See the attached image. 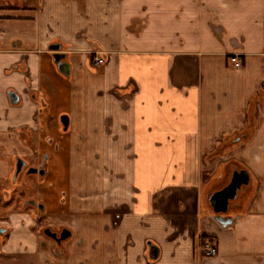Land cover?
<instances>
[{
	"label": "crops",
	"instance_id": "0c3cea01",
	"mask_svg": "<svg viewBox=\"0 0 264 264\" xmlns=\"http://www.w3.org/2000/svg\"><path fill=\"white\" fill-rule=\"evenodd\" d=\"M44 150L65 176L0 217V264H264V0H1L0 204L13 156ZM243 168L220 221L209 197Z\"/></svg>",
	"mask_w": 264,
	"mask_h": 264
},
{
	"label": "rangeland",
	"instance_id": "374dc122",
	"mask_svg": "<svg viewBox=\"0 0 264 264\" xmlns=\"http://www.w3.org/2000/svg\"><path fill=\"white\" fill-rule=\"evenodd\" d=\"M91 55L92 54L90 52V55H89L90 59H91ZM95 65H98V64H95ZM62 114H65V113H62ZM62 114L58 115L59 122H60V118H61ZM65 133H66V131H63L62 129H60L58 131V133L52 131L50 134V139H52V140L54 139L56 142H59V143L63 142V141H65V138H66ZM56 142H55V144H56ZM30 144H31V141H30ZM46 154H49V152L47 150H44L42 152V154L39 155L40 156L39 158H29V157H26L24 155H20V156L25 160L28 159V161L31 163L38 164L41 162L42 157H44ZM59 155H60V158L58 159V163L59 162L62 163L63 162V158H62L63 154L59 153ZM0 156H2V155L0 154ZM16 158H17L16 155H15V157L13 156V161H15L14 169L16 168ZM46 159H47L48 166H50L51 162H53V160L49 161L50 158H46ZM40 165L41 164H39L38 167ZM59 168H60V170H59V172H57L56 177L54 175H51L49 177H47V176L44 177V175L42 176L38 173H28L27 169L23 168L16 180H14L13 176H12V177H10V179L7 183L2 184L3 185V188H2L3 193L1 195V204H0V206H1V208H0L1 220L5 221V218L7 220L6 214L9 211H23V210H25V211H29V212L34 211L35 214H37L39 212V209L37 208L36 205L38 203H42L40 198H39V192H40L39 189H44L47 186V184L50 183L51 180H54L55 178H58V177L62 178L65 176V172L61 169V166H59ZM39 182H41L42 184L41 183L39 184ZM54 191H56V193L59 194L58 187H55ZM28 196H30V197H28ZM7 199H9V201H7ZM0 227H3V225ZM1 237H2V234H0V242L2 244L3 239ZM1 239H2V241H1Z\"/></svg>",
	"mask_w": 264,
	"mask_h": 264
},
{
	"label": "water",
	"instance_id": "95a60500",
	"mask_svg": "<svg viewBox=\"0 0 264 264\" xmlns=\"http://www.w3.org/2000/svg\"><path fill=\"white\" fill-rule=\"evenodd\" d=\"M49 48L57 50L56 52H54V59L58 63L59 69L66 75L70 74V64L67 61L63 60V58L65 57V53L59 51L61 49V43H51L49 45ZM9 94L12 102L17 103L19 101V96L16 92L11 90ZM61 121L64 125V128L67 129L69 126V116L67 114H63L61 116ZM24 165H25V160L21 157H18L16 160L14 177H16L19 174V172L22 170ZM37 171H39L41 174L45 173V169L43 166H41V168L30 167L27 170V172L29 173L37 172ZM249 182H250V173L246 168L235 170L233 172L230 182L210 195L209 197L210 203L213 207V210L218 214L217 219L223 221L224 218L220 214L223 212H227L229 210V204L231 200L236 198L238 190L242 187L243 184H248ZM39 206L41 208H44L43 204H39ZM4 230H5L4 228H0V232H3ZM45 231L54 238L57 237V234L55 232H52L49 228H47ZM66 231H67L66 233L63 232L61 237L62 239L66 238L67 236H70L71 232L67 229Z\"/></svg>",
	"mask_w": 264,
	"mask_h": 264
},
{
	"label": "built area",
	"instance_id": "2783aa9c",
	"mask_svg": "<svg viewBox=\"0 0 264 264\" xmlns=\"http://www.w3.org/2000/svg\"><path fill=\"white\" fill-rule=\"evenodd\" d=\"M91 54L92 55L90 60L94 64H101L106 59L105 54L101 51H93L91 52ZM231 61L234 62V64L237 66L241 64V59L236 54L231 56ZM201 249L203 255L208 257L216 256L218 253L217 246L214 245V243L210 240H206L205 242H203V244L201 245Z\"/></svg>",
	"mask_w": 264,
	"mask_h": 264
},
{
	"label": "flooded vegetation",
	"instance_id": "af4514ba",
	"mask_svg": "<svg viewBox=\"0 0 264 264\" xmlns=\"http://www.w3.org/2000/svg\"><path fill=\"white\" fill-rule=\"evenodd\" d=\"M243 135L246 137V136L248 135V133L245 132ZM239 138H242V137L240 136ZM239 138H238V139H239ZM49 157H50V153H49V154H46L44 157H42V160H41V162L39 163V164H41V165L39 166V168H41V166H43L44 169H45V163H46V161H47L46 158H49ZM24 160H25V159H24ZM39 164H38V165H39ZM38 165H37V164H33V163L29 162V161L26 159V160H25V165L23 166V168H26V169L28 170V168H30V167H38ZM23 168H22V169H23ZM45 172H46V170H45ZM28 173H29V172H28ZM30 173H39V174H41L39 171H37V172H30ZM41 175H45V173H44V174H41ZM243 185H244V184H243ZM39 204H41V203H38L36 206H39ZM34 205H35V204H34ZM40 222H42V220H41ZM43 227H44V232H45V233H46L45 230H46L47 228H49L52 232H55V233L57 234V237L54 238L53 236H51V235H49L48 233H46L47 235H49V236H51L52 238H54L55 241H56L58 244H61L64 240L68 239V238L71 236V234H70V236H67V237L64 238V239L61 238L63 232H65V233L67 232L66 229L69 230V231L71 232V230H70L69 228H67V227H61V228H59V229H54V228L50 227L48 224H44ZM0 228H4V229H5L3 232H0V233H4V234H6V233L8 232L7 227L3 226V227H0Z\"/></svg>",
	"mask_w": 264,
	"mask_h": 264
}]
</instances>
